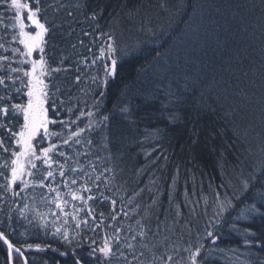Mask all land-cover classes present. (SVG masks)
I'll use <instances>...</instances> for the list:
<instances>
[{"label":"trees","instance_id":"1","mask_svg":"<svg viewBox=\"0 0 264 264\" xmlns=\"http://www.w3.org/2000/svg\"><path fill=\"white\" fill-rule=\"evenodd\" d=\"M61 2L68 7L55 12L44 8L53 0H42L44 10L40 15L43 21L47 19L57 26L46 35L51 57L73 58V69L67 76L56 74L54 83L65 93L55 97L56 104L68 100L70 89L73 99L66 107L77 102L81 108L92 107L100 102L103 113L110 116L108 128L93 138L99 145L104 134L109 137L112 159L106 160L105 166L115 167L117 172L109 193L117 200L115 213L120 214L116 221L111 220L115 214L111 202H97L96 222L76 229L69 217L65 226L69 241H65L62 235H45L19 217L16 209L25 202L38 212L57 211L55 205L41 203V190L28 189L21 197L8 196L0 203V231L14 245L26 249L28 264H98L91 255L92 248L98 249L117 227L122 229L121 238L131 236L129 226L135 228V221L143 217V223L153 232L158 221L166 222L157 239H169L165 247L157 249V255L168 245L177 246L169 249L173 255L170 264H189V252L184 249L191 245L194 251L198 244L205 245L198 261L206 260L207 264H264V247L256 246L264 242V216L255 215L233 224L240 209L256 202L255 194L264 191V177H260L246 199H236L243 194V181L252 182L264 164V0H80V8L72 6L77 0ZM93 13L97 15L95 21L89 18ZM3 18L9 25L12 17L4 14ZM102 32L114 36L116 55L122 59L104 96L92 100L95 96L91 89H97L93 77L103 82V65L109 64L106 60L92 64L106 40H98ZM137 44L139 51L125 55ZM156 51L162 55L153 59ZM77 75L81 77L79 83ZM80 83L84 89L79 88ZM22 101L26 100L14 95L11 102ZM125 106L128 113L121 112ZM49 115L56 119L68 117L66 108L60 117L51 110ZM22 122L21 117L18 124ZM0 136L11 147L10 134L0 129ZM144 144L158 149L144 158ZM92 151L108 155V150ZM0 182L4 183L3 177ZM141 189V195L134 197ZM217 192L221 198L226 195L233 200L236 210L224 213L218 217L219 225L208 228L216 223ZM9 208L13 209L11 224ZM67 211L71 212V207ZM124 211L129 212L131 220L123 216ZM27 215L32 219L34 213ZM84 215L82 212L81 217ZM47 219L52 221L54 217L48 215ZM172 221L178 223L173 225ZM61 225L62 219L56 226ZM207 230L220 237L216 244L207 237ZM245 230L254 234L250 249L244 244ZM151 239L150 234L149 242ZM28 244H40L41 250L28 249ZM121 250L128 255L126 248ZM137 251H144L142 259L152 258L151 252L141 249L138 243ZM96 255L100 256L99 252ZM6 259L0 244V264H8ZM102 262L100 257L99 264ZM112 264L123 261L113 258Z\"/></svg>","mask_w":264,"mask_h":264},{"label":"snow or ice","instance_id":"2","mask_svg":"<svg viewBox=\"0 0 264 264\" xmlns=\"http://www.w3.org/2000/svg\"><path fill=\"white\" fill-rule=\"evenodd\" d=\"M4 3H7L13 20L10 25L12 36L9 45L15 43L18 46L5 47L4 44L0 43V48H3L5 52L11 51L12 53L11 57L0 54V129H4L12 138L10 147L6 144L4 137L0 136V149H3V153H0V177L4 178V183H0V203H4L8 196L12 198L21 197V194L28 189H32L33 192L37 189L41 190L39 196L41 203L55 205L57 211L38 212L34 205L30 206L25 202L22 207L16 209L19 217L28 220L30 225L43 230L45 235L50 234L54 238L62 235L65 241H69V233L65 227L69 224V217L75 223V228L81 229L90 222H96L97 216L94 206L97 202L102 205L110 201L113 205V213H115L117 200L106 195V192H112V185L117 175L115 167L105 166V161L112 159L108 143L109 137L104 134L99 145H96L93 138L96 133H104V130L108 128L110 116L103 113L100 102L92 107L81 108L79 102L71 107H66L73 99L70 89L67 91L68 100H61L59 105L56 104L55 97L65 94L61 91L60 86L54 83L56 74L68 71L63 67V59L59 66L52 67L47 58L48 41L46 35L57 26L54 23L49 24L47 19L41 22L40 15L44 10L41 7L42 0H0V4ZM72 6L82 7L80 0H77V3ZM67 7L68 5L62 3L61 0H53L52 4L44 5V8H53L55 12ZM67 14L71 16L72 12L69 11ZM89 18L95 21L97 15L93 13ZM3 20V16H0V23H3ZM4 26L9 27L7 24ZM84 35H89V33L84 32ZM100 37H106L107 43L100 47L99 55H94L92 64L96 65L101 60L110 61V65L108 63L103 65V83L107 85L109 78L115 77L118 63L122 58L116 55L117 46L112 34L102 32L97 38ZM81 43L83 42L81 41ZM139 50L140 47L137 44L125 55L134 54ZM88 51L91 52L92 49L89 48ZM34 53H39L38 58H34ZM161 55L159 51H156V56L153 59ZM83 62L86 63V58ZM13 64L17 66L13 67ZM26 65L28 67H25ZM80 79L81 77L77 75L76 82L79 83ZM96 79L97 77H93V82ZM6 81L10 83H6ZM14 95L16 99H20L21 96L27 99L22 102H11ZM150 95H155V93ZM103 96L104 92L101 91L100 97ZM65 108L68 113L66 119L50 117V110L55 117H60L61 110ZM121 112L128 113L129 108L125 106L121 108ZM21 117L23 122L18 124ZM233 134L236 135L237 133L234 132ZM93 148L100 152L108 150V155H97L96 152L92 151ZM4 153H10V155L5 156ZM260 177H264V164L257 170L252 182L243 181V194L236 198L237 201L247 198L248 192L255 187L256 183L260 182ZM175 182L176 177H173V184ZM221 186L227 187L223 184ZM142 192L143 189L141 192L134 193V197L140 196ZM23 199L27 200L28 197H23ZM32 200H36L35 195L32 196ZM255 201L240 209L233 221L234 225L255 215L264 216V211H262L264 209V191L255 194ZM131 203L132 198H129V204ZM155 203L156 201L153 199V204ZM205 204H207L206 198ZM216 206L218 208L215 214L216 223L209 224L208 228L219 225L218 217L224 213L230 214V210H236V204L233 200L226 195L221 198L219 192L216 193ZM69 207H71V212L67 211ZM139 207L137 205V208ZM8 211V219L11 224L13 209L9 208ZM30 211L34 213L32 219H29L27 215ZM82 212L85 213L83 218L81 217ZM119 214H113L111 220L116 221ZM122 214L129 220L132 219L129 212L124 211ZM48 215L54 219L49 221ZM145 215H147V209ZM100 216L103 217V213H100ZM61 219L62 225L56 226ZM143 219L142 217L135 221V228L129 226V232L133 233L131 236L121 238L122 229L117 227L113 234L106 235L103 244L98 249L93 247L91 255L97 259L98 264L100 257H103L102 264H112L113 258L117 261L122 260L123 264H170L173 255L169 254V249L177 246L168 245L165 251L157 255V249L165 247L169 239L168 236L157 239L160 235L161 225L166 226V222L158 221L156 231L153 232L148 224L143 223ZM100 223H103V220ZM172 223L175 225L178 221H172ZM108 227L111 228L113 225H108ZM235 230L239 231V229ZM150 234L151 242H149ZM206 235L212 238L213 244H216L217 240L220 239L211 230H207ZM242 235L245 247L250 249L253 246L250 237L254 234L245 230ZM0 241L7 245L10 261L13 251L21 256L24 255L21 249L15 247L3 231H0ZM137 243L141 249L151 252V259H142L145 253L144 251H137ZM256 246L264 247V242H260ZM33 247L41 250L40 244L27 245L28 249ZM204 247V244H198L194 251L191 250V245L184 249V251L189 252V264H207L206 260L198 261ZM122 248L128 250L131 259L121 250ZM97 252L100 256L96 255ZM25 264H27V260H25ZM177 264H182V262L178 261Z\"/></svg>","mask_w":264,"mask_h":264},{"label":"bare ground","instance_id":"3","mask_svg":"<svg viewBox=\"0 0 264 264\" xmlns=\"http://www.w3.org/2000/svg\"><path fill=\"white\" fill-rule=\"evenodd\" d=\"M0 11H2L3 16H4V14H8L9 17H12V13L8 9L7 3L0 4ZM41 22H44V21L41 19ZM26 23H27V21H26ZM5 24H6V22H4V21H3V23H0V43L4 44L5 47H17L18 45H16L15 43H12L11 45H9V41H11V36H12V31L10 29V25L11 24H9V27L8 28L4 26ZM102 39L103 38L100 37L98 40L101 41ZM102 42H103L104 45L107 43L106 40L105 41H102ZM0 49H3V48H0ZM46 51H47V58L49 59V63L52 65V67L59 66L60 63H61V59L62 58L56 60L55 59V55H54V59H53V57H51L52 56V53H51L50 50H48V47H47ZM0 54L6 55V56H10V57L12 56L11 51L5 52L4 50H0ZM38 56H39V53H34V58H38ZM17 59H18V57H17ZM53 60H55L56 62L53 61ZM72 60H73V58H71V59L65 58L63 67L66 68V69H68V71L58 73L59 76H61V75L64 76L65 74L67 76V74L69 72H71V70L73 69V67H72L73 65L71 64V61ZM109 64H110V62H109ZM12 66L13 67H16L17 65L13 64ZM25 67H28V66L26 65ZM81 70L82 69H80V71ZM6 83H10V82L6 81ZM92 83L97 88V89H93V88L91 89L92 92H93V95L95 96V97L92 96V97H94V98H92V100H101L100 92L102 91V92H104V94L106 93V85L103 84V82H101L100 77H97L95 83L92 80ZM17 86H18V83H17ZM84 86L85 85H82L80 83V87L79 88L84 89L83 88ZM22 98H23V96H21L19 100H22ZM144 147L146 148V152H145L146 155L143 156L144 158L148 157L149 154L153 153L155 150L158 149V148H153L152 146L145 145V144H144ZM116 192L120 193L119 190L118 191L116 190ZM106 195L111 196L109 192H106ZM114 196L116 198L122 197L120 195H114ZM0 244L4 247V250L6 251V255H7V259L6 260L8 261V264H25V260H26V258H25V250L26 249L22 248V246H19L18 247V246L15 245V247H18V248L21 249V251L24 253V255L21 256L19 253H16L15 251H13L12 252V259L10 261L9 260V251H8L7 245L3 244V241H0ZM32 249H34V247ZM27 264H28V262H27Z\"/></svg>","mask_w":264,"mask_h":264},{"label":"rangeland","instance_id":"4","mask_svg":"<svg viewBox=\"0 0 264 264\" xmlns=\"http://www.w3.org/2000/svg\"><path fill=\"white\" fill-rule=\"evenodd\" d=\"M2 13L0 12V15H1ZM3 15V14H2ZM10 21V24H12L13 23V20H9ZM1 50H4V49H1ZM107 62H110V61H108V60H106ZM109 80H113V78H109ZM108 80V81H109ZM27 98L26 97H23L22 98V100H26ZM86 100H89V99H86ZM19 262V261H18Z\"/></svg>","mask_w":264,"mask_h":264}]
</instances>
